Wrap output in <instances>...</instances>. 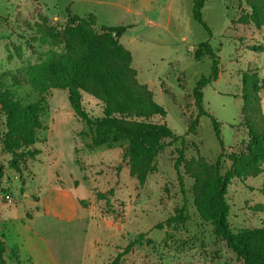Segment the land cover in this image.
Masks as SVG:
<instances>
[{
	"label": "rangeland",
	"instance_id": "obj_1",
	"mask_svg": "<svg viewBox=\"0 0 264 264\" xmlns=\"http://www.w3.org/2000/svg\"><path fill=\"white\" fill-rule=\"evenodd\" d=\"M70 3L0 0V96L14 95L23 105L41 99L27 79L26 69L46 62L53 53H64V47H55L42 39L35 24L43 14L60 29L67 22L70 8L66 13L62 10ZM165 5L156 4L147 12L134 0H81L71 10L82 17L94 13L99 31L101 25L133 26L120 42L133 55L139 81L149 86L155 101L167 112L166 118L155 117L151 121L165 124L177 136L185 137L187 159L202 157L215 161L221 147L208 117L201 118L195 135L186 136L198 114L192 96L196 83L212 70L211 60L197 59V51L200 44L209 41L220 57V78L205 88L204 105L222 124L226 154L230 155L249 140L248 132L239 125L242 76L246 71L257 70L264 80V27L239 25L237 22L247 8L237 0L207 1L203 16L212 36L195 21L192 0H176L172 13L160 14ZM123 7L138 12L140 9L160 25L146 27L138 15L125 13ZM138 22L141 25L134 26ZM82 96V105L89 115L93 119L103 118V105L86 94ZM50 98L45 96L49 110L41 119L44 130L36 135L35 148L40 155L23 163L22 172L11 167L12 155L3 142L7 118L0 115V165L4 169L0 228L8 244L9 264H110L140 235H145L142 242L134 245L119 264H244L216 237L213 225L198 212L192 194L194 181L184 175L182 168L176 169L179 150L183 148L180 141H163L166 147L141 185L131 178L123 160L128 143L92 149V134L77 118L84 127L81 131L88 132L87 136H81L79 130L72 132L76 161L90 183L88 197L84 203L79 200L75 208L85 220L69 223L47 215L43 201L51 196L49 176L55 165L49 134L51 122L57 121L50 114ZM262 107L264 113V94ZM53 140L59 145L60 134L56 133ZM231 167L227 162L222 173ZM59 187L64 189L62 183ZM59 198L62 199L57 195L51 199L52 207L58 208ZM226 200L230 206L229 223L235 232L264 227V174L247 181H231ZM17 207L22 211L18 215ZM37 211L41 213L36 214ZM180 215L182 222H168Z\"/></svg>",
	"mask_w": 264,
	"mask_h": 264
},
{
	"label": "trees",
	"instance_id": "obj_2",
	"mask_svg": "<svg viewBox=\"0 0 264 264\" xmlns=\"http://www.w3.org/2000/svg\"><path fill=\"white\" fill-rule=\"evenodd\" d=\"M192 1L195 21L212 36L203 16L208 0ZM237 1L247 8L237 23L263 28L264 0ZM35 28L42 39L49 40L55 47H64V53H53L46 62L26 69L28 81L42 96L39 101L23 105L14 95L7 98L0 96V115L4 114L7 118V136L3 142L5 150L12 155V169L22 172L23 163L40 155L35 145L37 132L44 130L42 116L49 110L45 96L52 99L53 91L67 92L76 117L92 134L90 148L113 147L127 142L123 160L129 167L131 178L141 185L145 184L156 159L164 151L166 145L163 141H180L183 148L179 150L176 169L182 168L184 175L194 181L192 194L200 215L213 225L216 237L224 241L244 264H264V227L235 232L229 223L230 206L226 200L231 181H247L264 174V80L259 72L250 70L242 76L239 125L246 129L249 140L243 141L238 151L227 155L222 124L204 105L205 88L220 78V57L209 41L200 44L196 57H208L212 70L209 76L201 77L196 83L192 96L198 114L190 123L186 136L195 135L201 118L208 117L221 152L215 161L202 157L187 159L185 137L177 136L165 124L151 121L155 117L166 118L167 112L155 101L149 86L139 81L133 55L120 42L130 27H106L99 31L94 14L81 17L68 10L67 22L60 29H56L43 14L39 16ZM260 48L263 50V46ZM83 94L103 105V118L93 119L89 115L82 105ZM80 135L87 136L88 132L81 131ZM75 162L80 167L76 159ZM227 162L232 167L223 174ZM3 177L4 169L0 165V188ZM183 220L180 215L168 222ZM158 228L162 229V226ZM144 236L140 235L110 264H119L134 245L142 242ZM6 252L7 246L0 228V264H9L5 259Z\"/></svg>",
	"mask_w": 264,
	"mask_h": 264
},
{
	"label": "crops",
	"instance_id": "obj_3",
	"mask_svg": "<svg viewBox=\"0 0 264 264\" xmlns=\"http://www.w3.org/2000/svg\"><path fill=\"white\" fill-rule=\"evenodd\" d=\"M71 3L65 8H72V5L75 2L81 0H70ZM99 3L101 0H95ZM123 1V0H117ZM133 1V0H126ZM139 3V7L147 12L152 11L156 4L165 3L166 5L162 7L160 14H164V12L168 11L169 14L173 12V3L176 0H134ZM61 2V1H60ZM164 5V4H163ZM167 7V8H166ZM60 8V4H59ZM125 13H129L132 15H138L143 24L146 27H156L160 25L157 21L151 20L147 16L143 14L144 11L141 12L139 9L135 11L131 7H123ZM72 11V10H71ZM73 12V11H72ZM89 13L86 16L87 17ZM95 15V14H94ZM96 16V15H95ZM82 17V16H81ZM97 22H98V17ZM99 25V23H98ZM139 27L141 24L138 22L134 26ZM100 26V25H99ZM113 27V26H100V28ZM133 27V26H129ZM125 35V34H124ZM123 39V38H122ZM51 115L53 118H57V121H52L50 125V134H49V143L53 147L54 150V158L55 165L50 172L49 180L51 183L50 195L44 199L43 203L46 208L47 215L54 216L56 219H60L62 221H66L72 223L74 221L78 222L80 220H85V218L79 217L78 212L75 210L78 206L77 202L85 200L89 195L90 183L86 180L85 174L81 170V168L75 162V152H76V141L74 136L72 135L73 131H81L83 130L82 124H80L77 120L76 114L69 102L68 93L63 91H55L51 100ZM59 133L61 136V141L58 142L59 145L55 143L53 140V136ZM60 179L59 181L57 179ZM59 183L64 185V189L61 190L59 187ZM61 196L62 199L59 198L56 202L59 201L60 205L58 208L52 207L51 199H55L56 196ZM53 201V204L56 203ZM72 208L76 213L72 214ZM21 209L17 207L16 214L21 213ZM69 212V214H67ZM41 213L37 211L36 214ZM80 213V211H79ZM82 213V212H81ZM4 237V236H3ZM4 241L6 242L5 238ZM7 252L5 254V259L7 261V253L9 251L8 244L6 242Z\"/></svg>",
	"mask_w": 264,
	"mask_h": 264
}]
</instances>
